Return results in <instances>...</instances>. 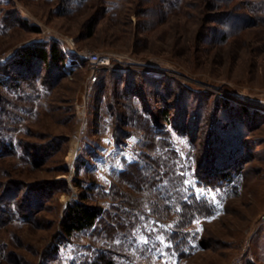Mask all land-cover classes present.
Returning a JSON list of instances; mask_svg holds the SVG:
<instances>
[{"label": "rangeland", "instance_id": "1", "mask_svg": "<svg viewBox=\"0 0 264 264\" xmlns=\"http://www.w3.org/2000/svg\"><path fill=\"white\" fill-rule=\"evenodd\" d=\"M52 42L66 55L65 76L50 89L22 83L11 91L20 106L0 109V152L9 150L0 199L16 201L0 222V264H70L101 248L120 264H264V0H0V64ZM90 52L113 58L95 82ZM114 73L134 74L139 104L112 98ZM163 107L175 126L146 131ZM224 137L239 169L230 184L207 188L194 175L198 158ZM134 162L148 183L139 195L116 175ZM113 183L130 201L142 197L123 204L122 228L61 241L66 205L82 192L92 205L121 204L102 195ZM193 195L211 213L192 219L174 247L167 204ZM30 200L24 219L15 209Z\"/></svg>", "mask_w": 264, "mask_h": 264}, {"label": "trees", "instance_id": "2", "mask_svg": "<svg viewBox=\"0 0 264 264\" xmlns=\"http://www.w3.org/2000/svg\"><path fill=\"white\" fill-rule=\"evenodd\" d=\"M33 29L37 31V28L34 27ZM65 62L66 55L60 50L56 42L48 43L47 45L33 43L20 48L12 58L5 61L4 64H0V87L5 88L7 92V94H0V109L5 111L10 109V107L20 106L17 104V101H20L23 98H20V96L13 97L11 95V91L16 90V88L20 87L22 83H28V85L32 87H35V84L40 83L43 87L49 89L53 88L55 80L59 81L65 76V71L63 69V64ZM133 75L134 74L129 76L117 73L113 74L114 87L116 88V92L113 90L114 94L112 93L113 99L116 96L120 100L125 99L124 101H133L132 103L137 102L139 104L138 101L141 100L142 96L134 89L137 84L136 81L138 80H135ZM139 81L142 82L141 79ZM119 83L122 84V86L120 85V88ZM101 87V90L98 91V105H96V107H99V103H101L100 97L104 95L103 93L105 92L106 83H103ZM170 115L171 114L168 108H159L154 113H151L149 121L147 119L144 120L143 127L146 131L155 132V130H153L154 127H162L164 123L169 122L170 125L175 126V121ZM119 116H121V121L123 123H132V117L130 118L126 115V118H124L123 113H119ZM137 118L141 119V116L138 115L136 119ZM119 127V124L115 122V129L117 132L120 129ZM180 133L183 134L187 132H184L183 129ZM129 136L130 133L127 131L124 132L122 139L118 138V134L117 136L115 135L117 141L116 145H120L121 142ZM227 139L228 137L218 139L215 142L217 143V146L219 145L218 148L216 145L210 147L208 145V147L211 148V150H209V154H202L201 157L198 158L197 168L194 171V175L196 176L198 183L207 188H217L222 187V185L230 184L233 180L232 178L234 173H236L239 169L237 166L238 161L234 159V155L231 153V148H227ZM230 145H232V148L234 147V144L231 143ZM8 151L9 150L7 149L1 151L0 156H3L4 153ZM27 155L28 158L31 157L30 160H33L30 162H36L35 157H38L36 154ZM139 166L140 165L136 162L126 164L116 174L118 177L130 180L131 183H133L130 187H132L138 195L141 194L140 192H142V190H144L148 185L147 181H145L146 178L142 179L143 176L140 174L139 170L141 169ZM130 181H127V183H130ZM74 182L75 185H80V182L76 179ZM115 188L116 185L113 183L111 184L110 189H101V192L103 196L108 197L112 202H121V204L118 205L110 204L107 208H103L99 205L86 203L84 200L88 196L84 192H82L78 200L69 202L66 205L65 212L62 216V232L59 239L63 241L77 233H93L96 230L102 229L108 233H112L117 232V229L122 228V226L126 223L124 222V212L126 209L123 204L127 203V206L132 202L139 203L142 197L133 196V200L130 201L128 200L129 196H127L123 190ZM15 202L14 198H11L10 196H5L0 199V217L4 218L3 220L0 218V222L4 223L7 221L6 216L15 205ZM34 203L36 202L30 200L28 203L21 204L20 207L18 205L15 211L20 213L24 219H27L30 215V211L28 210H30V207L32 208ZM165 203L167 204V202ZM167 206L173 212L172 218L169 221L171 222V229L167 236L168 241L174 245V247H177V243L181 242L179 239L184 238L183 233L187 231L189 222L192 219L200 215L204 216L211 213V205L207 203V200L199 199L195 197V195L180 198L175 204L173 203L171 207L169 204H167ZM58 249L59 246H56L52 253H55ZM94 254L90 253L86 256H80L77 259L75 258L70 262V264H120L110 249L101 248L95 255ZM248 264L253 263L249 262Z\"/></svg>", "mask_w": 264, "mask_h": 264}, {"label": "built area", "instance_id": "3", "mask_svg": "<svg viewBox=\"0 0 264 264\" xmlns=\"http://www.w3.org/2000/svg\"><path fill=\"white\" fill-rule=\"evenodd\" d=\"M88 59V75L87 79L90 82L97 80L96 71L102 68H109L112 66L113 58L109 54H102L98 52H90L87 54Z\"/></svg>", "mask_w": 264, "mask_h": 264}, {"label": "bare ground", "instance_id": "4", "mask_svg": "<svg viewBox=\"0 0 264 264\" xmlns=\"http://www.w3.org/2000/svg\"><path fill=\"white\" fill-rule=\"evenodd\" d=\"M75 152H76V148H75L74 152H72V155H74V154H75Z\"/></svg>", "mask_w": 264, "mask_h": 264}]
</instances>
